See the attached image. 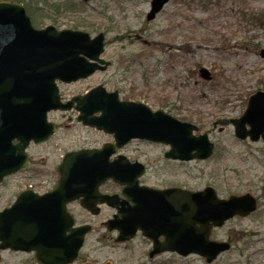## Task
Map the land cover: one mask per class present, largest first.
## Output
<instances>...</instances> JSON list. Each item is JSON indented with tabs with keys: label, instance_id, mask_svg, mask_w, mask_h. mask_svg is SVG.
Returning <instances> with one entry per match:
<instances>
[{
	"label": "rangeland",
	"instance_id": "rangeland-1",
	"mask_svg": "<svg viewBox=\"0 0 264 264\" xmlns=\"http://www.w3.org/2000/svg\"><path fill=\"white\" fill-rule=\"evenodd\" d=\"M58 1L48 0L37 16L31 15L34 26L52 24L58 29L86 31L91 36L103 32V56L113 61L108 70L64 85L63 91L70 95L104 83L107 89L122 91L124 98L142 101L151 109H163L196 125L195 134L206 133L215 145L214 153L205 160L163 163L161 183L172 182L190 190L210 185L220 197L250 193L258 200L257 209L249 216L234 217L211 230V240L232 245L210 263L197 254L182 257L164 252L149 258L148 238L139 234L128 242H115V234L99 224L109 211L94 216L73 206L70 211L76 224L92 225L79 252L80 260L99 263L108 259L113 264H264V140L238 139L232 125L213 127L218 119L239 118L249 96L264 91V59L258 54L264 48V24L250 19L251 14L264 10V0H170L150 21L145 19L150 0H69L67 5L76 12L56 14L51 9ZM78 22L81 26L73 27ZM200 67L210 72V80L200 77ZM75 137L85 142L102 139L76 127L64 134L63 142L68 146ZM144 148L158 152L155 147ZM13 190V179L0 188V207L9 203ZM79 262L77 258L72 264ZM0 264L38 263L30 253L5 250Z\"/></svg>",
	"mask_w": 264,
	"mask_h": 264
},
{
	"label": "water",
	"instance_id": "water-1",
	"mask_svg": "<svg viewBox=\"0 0 264 264\" xmlns=\"http://www.w3.org/2000/svg\"><path fill=\"white\" fill-rule=\"evenodd\" d=\"M168 1L151 0L146 19H153ZM103 40V33L92 38L86 32L58 30L52 25L36 29L22 4L0 1V179L15 170L10 168L5 152L10 141L17 137L24 146L31 139L45 138L52 131L45 121L46 112L67 107L59 102L55 81L84 78L109 64L99 57ZM259 55L264 58V48ZM199 73L206 80L211 78L205 68H200ZM98 90L103 88L97 86L86 96L92 97ZM97 104L95 110L101 111V115L82 117L83 123L113 132L117 143L133 137L161 142L169 146L165 157L182 161L207 159L213 153L214 146L207 134L193 135L195 125L179 121L161 109L153 111L143 103L118 102L116 98ZM78 109L84 115L95 111L83 105ZM216 124H232L234 136L239 139L264 140V92L250 95L239 118L219 119L213 123ZM101 153L102 150L74 153L79 165L69 170L66 179L61 178L52 191L32 196L25 207L15 202L0 212V251L34 250L40 264L71 263L90 226L73 227L65 203L81 197L80 205L97 213L93 209L94 182L107 178L93 164ZM70 156L67 155L68 160ZM109 176L124 182L116 172H110ZM122 194L128 198L133 195L134 205L118 208L105 222L107 230L118 231L115 241H126L140 230L153 241L149 257L165 251L181 256L193 253L204 257L206 262L230 248L226 241L210 240L211 229L234 216H248L257 205L249 193L220 198L209 185L198 191L180 187L137 191L124 188ZM52 195H59L60 199L53 200ZM160 236L163 241L158 240Z\"/></svg>",
	"mask_w": 264,
	"mask_h": 264
},
{
	"label": "flooded vegetation",
	"instance_id": "flooded-vegetation-1",
	"mask_svg": "<svg viewBox=\"0 0 264 264\" xmlns=\"http://www.w3.org/2000/svg\"><path fill=\"white\" fill-rule=\"evenodd\" d=\"M103 53L101 57L109 61V64L105 68L97 69L88 77L71 83L57 82L59 100L62 104H66L67 108L63 110H50L46 113V119L49 122L48 126L52 128V132L48 136L39 141L30 140L24 146L21 145L22 143L18 138L11 140L8 148L10 154L9 160L11 167L15 168V170L2 178L0 188L7 186L8 181L13 179V187L15 190L11 192L12 196L9 203L0 207V211L8 208L15 202L25 207L27 201L33 194L40 196L49 193L61 178L65 177L66 179L69 170L79 165L74 153L81 150H102L101 154L96 155V160L93 163L98 168L97 172L102 177H105L107 174V178L104 180H95L94 182L93 209L98 211L94 216H98L102 211H109V215L99 222L101 226L114 215L116 209L134 205L133 195L129 196V198L122 195L124 188L137 191L144 188L164 189L178 186L172 182L167 184L161 183L163 163L172 164L173 162H177V159L165 157V153L168 150L167 145L137 137L128 138L117 143L113 132L109 133L84 124L81 119L82 117L90 118L100 116L101 111L95 110L98 107L97 103H105L107 100L113 102V98H116L118 102L142 101L124 98L122 91L118 89H107L104 83L88 86L84 90L70 95L62 90V86L64 85L87 80L98 72L108 70L112 66L113 61L105 58ZM98 85L103 86L104 89L96 91L92 97H87L86 94ZM80 105L84 107L91 106L92 110L95 111L91 115L81 114V111L78 109ZM59 118L63 119V121H58ZM76 127L98 134L102 139L99 141L92 139L90 142H85L83 138L75 137L71 140V144L67 146L63 142V136L66 132ZM143 146L155 147L158 149V152L153 153L151 149L144 148ZM68 154H71L69 160L67 159ZM110 172L118 173L119 176L123 177L124 182L121 184L115 181L109 176ZM51 199L58 200L60 196L52 195ZM80 201L81 198H73L65 203V207L74 218V221L75 217L70 209L73 206L82 208ZM85 212L91 214L87 210ZM111 233H114L116 236V232ZM138 235L139 232L135 237ZM159 240L161 241L162 238H159ZM79 252L77 258L80 262L78 264L112 263L108 259L99 263L85 258L80 260ZM29 253L35 257L34 251Z\"/></svg>",
	"mask_w": 264,
	"mask_h": 264
},
{
	"label": "trees",
	"instance_id": "trees-1",
	"mask_svg": "<svg viewBox=\"0 0 264 264\" xmlns=\"http://www.w3.org/2000/svg\"><path fill=\"white\" fill-rule=\"evenodd\" d=\"M10 1H16V2L22 3L26 9V12L31 17V20H32L31 15L35 14L37 16L39 14V12L42 11V9L46 5V3L48 2V0H10ZM190 1L194 2V1H198V0H190ZM199 1L205 2V0H199ZM68 2H69V0H66L65 2H62V0L58 1L57 3L53 4V8L51 10L54 11L56 14L61 13L64 10L73 11L71 13H75L76 10L73 8H72L73 10H71L69 8V6L67 5ZM75 3L81 4L80 2H76V1H75ZM32 4H36V5L31 7ZM37 4H40V5H37ZM250 19H252L254 22L256 21L257 23H263L264 24V10L251 14ZM32 23L35 24L34 19L32 20ZM37 23H39V22L37 21ZM80 26H81V24L79 22L73 25V27H75V28L80 27Z\"/></svg>",
	"mask_w": 264,
	"mask_h": 264
}]
</instances>
